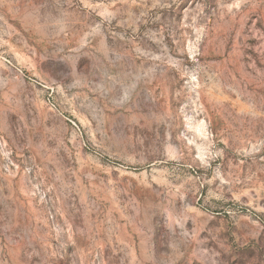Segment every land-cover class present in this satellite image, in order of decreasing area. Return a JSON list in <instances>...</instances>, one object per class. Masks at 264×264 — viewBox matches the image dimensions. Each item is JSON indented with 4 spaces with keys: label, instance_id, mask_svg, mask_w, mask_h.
Segmentation results:
<instances>
[{
    "label": "rangeland",
    "instance_id": "obj_1",
    "mask_svg": "<svg viewBox=\"0 0 264 264\" xmlns=\"http://www.w3.org/2000/svg\"><path fill=\"white\" fill-rule=\"evenodd\" d=\"M0 264H264V0H0Z\"/></svg>",
    "mask_w": 264,
    "mask_h": 264
}]
</instances>
